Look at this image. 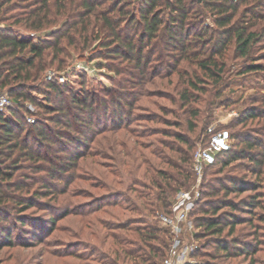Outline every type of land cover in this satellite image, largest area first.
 I'll use <instances>...</instances> for the list:
<instances>
[{
  "label": "trees",
  "instance_id": "1",
  "mask_svg": "<svg viewBox=\"0 0 264 264\" xmlns=\"http://www.w3.org/2000/svg\"><path fill=\"white\" fill-rule=\"evenodd\" d=\"M138 1L136 18L128 8L132 0H0V90H5L16 104V109L5 108L7 113L0 110V251L28 245L16 243L17 233H13V228L18 230L28 224L33 232L43 231L44 218L29 215L42 209L48 212L45 219L50 229H54L59 218L73 215L81 223L88 214L94 215L98 227L89 234L96 238L94 242L66 227L74 241L56 243L55 253L65 259V264H93L92 261L161 264L165 257L170 235L159 224L155 212L157 209L171 212L176 191L192 183L195 143L206 145L211 133L221 127L209 131L207 126H202L195 140L182 131L171 133L160 128L149 134L161 136L147 141H141L136 133L133 141L119 143V157L114 152L107 155L101 146L112 150L109 144L98 140L99 148H94L90 143L107 128L120 129L128 123L134 109V102L129 99L133 89L129 91L120 83L115 89L106 88L97 93L76 92L57 78L45 80L44 74L48 69L69 73L68 46L84 50L94 45L99 56L134 60L142 78L146 74L140 65L142 40L145 36L150 41L159 30V59L162 61L167 56L163 46L175 58L172 72L160 74L159 80L166 79L169 84L170 75L177 74L173 86L178 94L175 101L184 114L194 90H217L230 51L233 57H248L253 44L260 41L264 33V0ZM204 16L212 23H205ZM133 27H141L139 47L129 32ZM30 31L36 36L30 35ZM259 67L250 63L246 69ZM186 72L190 78L181 80ZM201 75L211 81L210 89L199 85ZM143 81L154 83L150 77ZM32 92L42 94L43 105ZM26 102L40 106L47 115L27 122ZM188 114L197 117L193 108ZM253 115L254 112H248L245 117ZM185 128L192 132L197 122L191 117L186 120ZM225 128L232 139L233 133ZM234 146L231 141L229 149L218 153L215 162L205 167L200 197L190 213L196 228L193 237L198 245L191 253L192 261L184 264L257 262L252 243V240L259 242L256 231L238 226L251 225L252 218L237 212L251 213L252 207L262 206L261 192L257 191L261 183L250 181L247 187L241 185L236 166L246 159L253 164L251 170L257 176L264 166V151L254 150L255 143L244 138ZM86 154L92 157L90 163L96 172L101 177L105 175L104 180L91 179V186L102 188L103 192L89 193L88 201L70 202L63 208L55 205L78 177L67 172L78 168V159ZM98 157L108 158L109 163L95 159ZM97 165L109 167L106 172L114 176L112 181L106 180L107 175L102 169L97 170ZM116 184L122 187L117 188ZM247 189L253 192L238 200L229 196ZM72 191L74 196L81 190ZM240 204L244 207H238ZM81 246L89 252V258L79 251ZM68 257L76 261L70 262ZM237 258V262L231 263Z\"/></svg>",
  "mask_w": 264,
  "mask_h": 264
},
{
  "label": "rangeland",
  "instance_id": "2",
  "mask_svg": "<svg viewBox=\"0 0 264 264\" xmlns=\"http://www.w3.org/2000/svg\"><path fill=\"white\" fill-rule=\"evenodd\" d=\"M138 2V0H132L128 6L131 14H134L136 18H138ZM158 7L157 9H159ZM203 19L205 23H212L209 17L204 16ZM131 29L132 30L129 29V32L133 35L132 40L134 41L135 46L139 47L140 42L138 40V33L141 31V27H133ZM134 32H136V34H134ZM29 34L34 36L35 33L34 31H30ZM143 44L140 65L141 67L143 65L146 74L142 78L138 73V68L134 67V60L128 61L127 59L119 57L105 58L99 56V54H97L99 51L97 49L95 50L94 45H91L84 50H75L72 46H68L69 58H67L66 61L68 66L67 71H69V73L62 71L57 72L55 69H48L45 72L44 79L49 70L53 71L57 76H64L62 82L58 79L57 80L60 83H67V87L76 92L84 90L88 93H97L106 88L115 89L119 87L120 83L126 85L129 91L133 89L131 93L134 94L131 96L129 95V99L133 100L134 109L128 119V123H125L120 129L112 128L110 130L107 128L104 132L96 135L90 143L91 147L99 148V146L96 145V142L100 140V142H103L104 144H109L113 150L107 149L102 145L101 148L106 151L107 155H111V153L114 152V156L119 157L118 150L121 149L119 143L133 141L134 138L137 137L141 141H147L156 136L160 137L161 135L158 133L149 134L151 131H155L154 129L160 128L171 133L182 131L195 140L198 136L199 128L207 126L208 129L220 127L229 128L233 133L231 139L233 147H235L234 145L237 140L244 138L245 140L249 139L255 143L256 147H254V150L257 149L259 152L264 151V33L261 36L260 41L253 44L248 53V57L236 58L233 57L231 51L229 52L231 57L226 59V66L222 75V80L221 83L216 86V92H210V90L207 92L205 90H194L192 92L193 97L190 107L187 108L188 111L193 108L195 112H197L196 118L191 114L192 119L197 122V128L192 132L187 131L185 128L186 120L191 119L188 111L181 114L182 109L178 107L179 103L175 101L178 99V94L173 86L175 80L178 78L177 74L172 73L170 75L168 81H171V83L169 84H167L166 79L159 80L160 74L167 71L168 73L172 72L171 68L174 63L173 59H175L170 57L171 52L166 46H163L162 51L167 56H165L162 61L159 59V30L156 36L150 41L144 36L141 45ZM231 45L232 44H230V47H232ZM250 63H253L254 65L258 64L260 67L248 71L246 66ZM146 77L153 79L154 83L149 84L144 82L143 79ZM199 77L200 81L198 83L202 88L210 89L212 87L210 86L211 81L208 80L206 76L201 75ZM185 78H190V73H182L181 80ZM141 79V83L138 84ZM182 86L183 85H179V88ZM0 92L8 94L5 90H0ZM32 95H34L37 101L43 105L42 94L32 92ZM10 99L12 102L8 108L16 109V104L11 96ZM25 105L29 111V113L24 115L27 122H30L28 121L29 117L33 119H42L47 115L43 112L44 109L40 106H36L30 102H26ZM7 109H3L5 113L9 110ZM109 111H111V108H109ZM248 112H254V115L245 117ZM109 116L111 119L112 114L109 113ZM237 121H239V123H237ZM136 133H138V136L134 137ZM93 134L94 132H92V135ZM102 137L109 139L108 141H103L101 140ZM198 144L200 143H195L197 146ZM82 151L83 148H81L80 152ZM90 151H92V148H90ZM91 158L90 155L86 154L84 157L78 159V168H74L67 172L70 173V175L72 174L78 177H76L70 184L68 193L60 196L55 205L63 208V206L70 204V202L80 203L82 201H88L90 199L89 193L98 195L103 192L102 188L91 186V179L96 181L99 179L100 181V179L104 180L105 176L101 177V175H99L93 168L94 166L92 167L93 164L90 163ZM95 159L104 161L105 164L109 163L108 158L98 157ZM241 161V164L236 166L239 169L238 173L241 174L239 182L244 187H247L250 181L261 183L260 188L257 191L261 192L259 199L262 206L252 207L251 213L237 212L240 216L252 218L251 225L241 223L238 224V226L245 227L246 230L249 231H256L259 242L252 240L253 245L256 247L254 257L257 261L256 264H264V166L260 169L258 175L255 176L251 170L253 164H249L246 159ZM236 163L238 162H235L234 164ZM116 164H119L118 160L116 161ZM96 169L103 170L107 175L105 177L107 181H110L114 177L112 174L106 172L109 170V167L107 166L97 165ZM115 187L119 188L122 186L116 184ZM72 190L81 191L79 195L76 194L73 196ZM252 192V190L247 189L236 196H233V193L229 194V196L234 200H238L244 197L243 195ZM109 207L112 209L111 206ZM238 207L242 208L244 206L243 204H240ZM33 214L44 218L41 222L43 231L36 230L37 232H33L32 227L28 224L22 226V230L13 228V233H17V237H14L16 243H19V241L26 242L28 245H16L12 248H3L0 251L1 264H65V259L58 257L55 253V248L58 247L56 243L74 241V238L69 235L66 227H70L74 232H78L80 237L89 239L91 242H94L96 239L94 236L89 235L91 231H94V229L98 227L96 226V222L93 219L94 215L92 214H88L81 223L79 222V217L73 215L59 218L56 221L54 229H50L49 224L46 222L45 218L48 216V212H44L42 209H36L29 215ZM39 239L40 242L37 241ZM190 241H193V239L190 238ZM195 242L198 245L197 239H195ZM29 244H31V246H29ZM79 251L89 258L87 255L89 252L84 250L82 246L79 248ZM238 259L239 258L231 261V263L237 262ZM68 261L71 262L76 260L68 257ZM92 263L98 264L95 261H92Z\"/></svg>",
  "mask_w": 264,
  "mask_h": 264
},
{
  "label": "built area",
  "instance_id": "3",
  "mask_svg": "<svg viewBox=\"0 0 264 264\" xmlns=\"http://www.w3.org/2000/svg\"><path fill=\"white\" fill-rule=\"evenodd\" d=\"M57 78L61 82L64 76H57L49 70L46 80ZM8 94L0 92V110L7 108L11 104ZM33 118H28L32 122ZM212 131L213 128H209ZM231 135L228 129L221 128L213 131L206 145H198L192 155L191 171L192 183L188 188H181L176 191L172 203L171 212L166 213L157 209L155 217L159 224L168 229L170 240L165 257L161 264H184L192 261L191 253L197 247L193 237L196 228L190 213L196 201L200 197V186L205 167L215 162L218 153L229 149ZM190 238L193 241H190Z\"/></svg>",
  "mask_w": 264,
  "mask_h": 264
}]
</instances>
